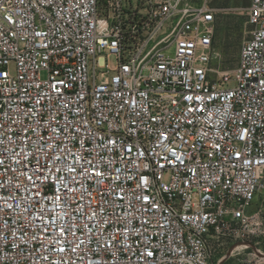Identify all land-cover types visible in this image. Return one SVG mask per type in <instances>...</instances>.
Segmentation results:
<instances>
[{"label": "built area", "instance_id": "1", "mask_svg": "<svg viewBox=\"0 0 264 264\" xmlns=\"http://www.w3.org/2000/svg\"><path fill=\"white\" fill-rule=\"evenodd\" d=\"M248 24L213 77L206 3L0 0V264H210L264 237V0Z\"/></svg>", "mask_w": 264, "mask_h": 264}, {"label": "rangeland", "instance_id": "2", "mask_svg": "<svg viewBox=\"0 0 264 264\" xmlns=\"http://www.w3.org/2000/svg\"><path fill=\"white\" fill-rule=\"evenodd\" d=\"M135 1V0H134ZM194 3L208 4L216 12V30L214 35V55L211 67L213 77L236 68L241 48L250 38L248 8L251 0H193ZM263 210L264 190L254 201L251 212ZM264 219V213L262 214ZM264 253V237L246 234L242 238H230L225 245L217 249L210 264H261L260 255ZM244 260V261H243Z\"/></svg>", "mask_w": 264, "mask_h": 264}, {"label": "crops", "instance_id": "3", "mask_svg": "<svg viewBox=\"0 0 264 264\" xmlns=\"http://www.w3.org/2000/svg\"><path fill=\"white\" fill-rule=\"evenodd\" d=\"M244 261V260H243ZM261 264H264V262H262Z\"/></svg>", "mask_w": 264, "mask_h": 264}, {"label": "snow or ice", "instance_id": "4", "mask_svg": "<svg viewBox=\"0 0 264 264\" xmlns=\"http://www.w3.org/2000/svg\"><path fill=\"white\" fill-rule=\"evenodd\" d=\"M30 179V178H29Z\"/></svg>", "mask_w": 264, "mask_h": 264}]
</instances>
